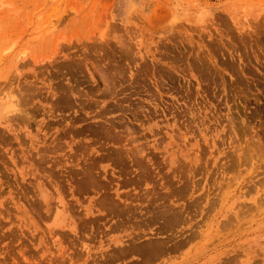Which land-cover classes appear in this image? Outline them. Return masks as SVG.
<instances>
[{
	"label": "rangeland",
	"instance_id": "rangeland-1",
	"mask_svg": "<svg viewBox=\"0 0 264 264\" xmlns=\"http://www.w3.org/2000/svg\"><path fill=\"white\" fill-rule=\"evenodd\" d=\"M8 96L0 264H264V0H0Z\"/></svg>",
	"mask_w": 264,
	"mask_h": 264
},
{
	"label": "bare ground",
	"instance_id": "bare-ground-1",
	"mask_svg": "<svg viewBox=\"0 0 264 264\" xmlns=\"http://www.w3.org/2000/svg\"><path fill=\"white\" fill-rule=\"evenodd\" d=\"M9 97V99H11V96H8ZM8 97L7 98H4V99H6V102H3V103H1L0 102V112H7V111H10V110H12L13 109V107L16 105V103H15V105L13 106V100H12V102H10L9 100H8ZM15 98V97H14ZM17 99V98H16ZM14 101H15V99H14ZM14 109H16V108H14ZM258 201V200H257ZM215 202V201H214Z\"/></svg>",
	"mask_w": 264,
	"mask_h": 264
}]
</instances>
